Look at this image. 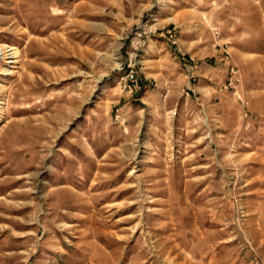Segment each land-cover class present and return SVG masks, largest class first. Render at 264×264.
<instances>
[{"label":"rangeland","instance_id":"374dc122","mask_svg":"<svg viewBox=\"0 0 264 264\" xmlns=\"http://www.w3.org/2000/svg\"><path fill=\"white\" fill-rule=\"evenodd\" d=\"M195 37L215 55L192 57ZM0 46V240L14 241L0 249H25L33 264L43 241L76 249L103 224L107 237L150 239L155 194L185 187L202 223L226 234L218 264H264V240L245 239L264 237V134L252 150L244 111L228 132L186 104L184 118L156 103L146 122L118 123V96L140 92L154 60L176 100L197 97L195 66L225 62L232 92L254 83L264 93V0H0ZM129 72L139 89L124 88Z\"/></svg>","mask_w":264,"mask_h":264},{"label":"crops","instance_id":"0c3cea01","mask_svg":"<svg viewBox=\"0 0 264 264\" xmlns=\"http://www.w3.org/2000/svg\"><path fill=\"white\" fill-rule=\"evenodd\" d=\"M201 41L202 39L198 37L190 41L195 48L192 57L201 59L207 53L208 55H215L216 50L212 47V41L208 38L204 42ZM167 55L163 57L170 60ZM244 56L247 54L241 58L244 59ZM177 58L179 63H182L178 56ZM245 59L243 62H247V64L241 66L242 69L251 64V59ZM154 61L153 70H148L149 72L145 73L149 76L145 75L143 79L140 78L142 88L140 92L135 94L121 92L118 96V102L122 104L118 112L120 125L121 122L132 118V113H137L140 118L138 119L146 122L144 115L156 114L158 107L155 104L159 103L161 104L159 108L164 109V111L159 112L160 115H165L166 108H169L170 115L176 113L179 118H184L185 109L190 107L189 113L194 116L204 113L207 118L210 117L215 122L223 123L227 128L226 132H228L231 128H236L235 120L241 118L244 111L247 120L246 127L253 131L252 135H255V140L253 138L254 141L249 146L252 150L260 146L261 137L264 134V126H260V121L264 120V93L257 84H246V90L242 94L232 92L230 90L232 89V81L229 82V77L232 75L233 65L228 66V62H225V68L223 65L213 67L210 64H200L193 68V75L189 76L196 78L193 87L197 97L194 96L195 99H192L191 96L179 97L176 100L164 93V89L173 81L169 76L170 71L165 72L164 70L167 65L158 64L157 60ZM160 65H162V69H160ZM187 78L186 72L183 71L176 81L183 85ZM223 85L225 91L220 89ZM243 103L245 106L241 108ZM183 104L189 107L183 108L181 106ZM148 121H152V119ZM177 180L183 182L181 178H177ZM49 184L51 187L57 184V178L52 179L50 177ZM188 195L185 187L182 189L175 187L174 190L155 194L153 198L156 200V204L155 207L150 208L153 211L150 213L156 223L152 224L150 239L129 238L131 234L128 235V238L107 237L105 234L106 225L103 224L102 227L99 226L101 228L100 235L103 237L91 238L85 242H80L78 245L75 244L76 249H62L63 246H60L62 252L58 251L57 240L50 241L49 245L43 241L42 246H47L49 249H39L37 252L34 250L35 252L31 254L30 258H33V264H58L59 255L63 254L68 259L73 258L75 261L73 264H82V260H86L84 264H218L217 251L221 252L222 250L217 248L219 243L226 241V234L221 232L223 230L217 224L206 225L202 223L199 208L191 207L187 203L191 198ZM253 195L259 197L260 193L255 191ZM135 221L129 223L131 230L137 224ZM115 224L117 223L109 224V226ZM121 225L119 227L117 225L116 228L122 229ZM253 231L254 233L251 234L248 231L245 239L252 241L254 245H260L264 237L259 236L258 232L255 233L256 230ZM124 234L121 233L119 236H125ZM11 242L14 241L9 238H2L0 247H5ZM18 243H25V241L18 240ZM13 253L15 252H11L9 249H0V264H26L25 249H19L16 254Z\"/></svg>","mask_w":264,"mask_h":264},{"label":"built area","instance_id":"2783aa9c","mask_svg":"<svg viewBox=\"0 0 264 264\" xmlns=\"http://www.w3.org/2000/svg\"><path fill=\"white\" fill-rule=\"evenodd\" d=\"M121 81L124 84L125 89H128L130 91L139 89V86L136 81V77L132 72H129L128 74L125 75V77L121 78Z\"/></svg>","mask_w":264,"mask_h":264},{"label":"bare ground","instance_id":"6f19581e","mask_svg":"<svg viewBox=\"0 0 264 264\" xmlns=\"http://www.w3.org/2000/svg\"><path fill=\"white\" fill-rule=\"evenodd\" d=\"M11 50V49H10ZM0 52H1V54H0V57H4V60L5 59H7V58H5V56L7 57L8 55L7 54H5V53H7V51H6V49H5V46H0ZM5 55V56H4ZM12 55V54H11ZM12 58H16L15 56H14V53H13V55H12ZM10 62H6L5 64H9Z\"/></svg>","mask_w":264,"mask_h":264}]
</instances>
